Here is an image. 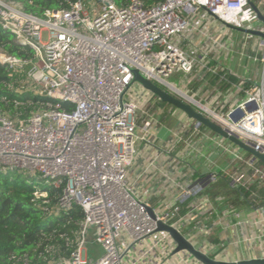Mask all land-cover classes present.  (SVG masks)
<instances>
[{
	"label": "built area",
	"instance_id": "2783aa9c",
	"mask_svg": "<svg viewBox=\"0 0 264 264\" xmlns=\"http://www.w3.org/2000/svg\"><path fill=\"white\" fill-rule=\"evenodd\" d=\"M252 2L264 15V0H163L151 7L143 0H130L127 5L119 0H97L90 8L84 0H76L43 15L26 11L21 2L0 0L2 29L35 54L19 57L0 50V63L19 82V86L9 84L10 88L19 94L50 98L36 104L31 97L13 99L16 108L36 105L26 117L0 104V170L17 169L39 179L32 181L33 202L38 205L43 198L41 206L48 214L57 216L75 207L84 213L74 237H66L69 255L47 246L43 257L47 264H203L187 251L174 253L176 242L168 232L157 231V223L180 230L187 217L210 205L204 182L183 187L174 205L154 208L131 179L158 125L157 117L145 110L155 95L134 80V71L163 85L264 154V37L251 32L264 34V22ZM208 17L227 31L228 40L221 45L226 52L233 46L232 28L241 29L248 33L246 39H253L250 45L241 38V51L251 49V56L262 64L259 78L243 88L245 96L227 112L201 103L185 87L168 81L178 71L189 75L195 70H224L221 56L214 57L209 50L193 55L182 46L192 24H203ZM1 102L7 105L10 101L3 97ZM188 131L182 124L170 147L182 142L190 147V139L184 137ZM233 145L223 146L240 163L229 175L231 183L235 187L264 186V165ZM171 151L169 147L156 149V157L143 158L142 169L147 174L157 170L169 178L157 162L170 157ZM216 179L217 175H211V181ZM51 188L61 189L53 205ZM188 199L191 204L181 217ZM90 233L103 250L96 259H90L87 250ZM21 261L31 264L28 258Z\"/></svg>",
	"mask_w": 264,
	"mask_h": 264
},
{
	"label": "crops",
	"instance_id": "0c3cea01",
	"mask_svg": "<svg viewBox=\"0 0 264 264\" xmlns=\"http://www.w3.org/2000/svg\"><path fill=\"white\" fill-rule=\"evenodd\" d=\"M211 22L213 24L215 21L208 17L203 24H192L188 39L183 41L182 46L193 55H202L209 50L212 56H221L219 63L224 66V70H195L189 75L184 73L181 86L201 103L223 107V111L227 112L245 96L243 88L248 87L251 80L259 78L262 64L251 56V49L243 53L240 46L234 51L231 48L226 52L221 45L228 40L227 31L216 23L207 30L206 26ZM251 60L256 63L252 64ZM230 77H235L236 80L232 81ZM159 100L157 96L154 97L153 103L161 114L158 113V125L151 131V146L144 149L145 153L130 175L139 193L152 207L161 208L174 205L183 187L188 188L199 180L203 181L204 195L209 197L210 205L198 210L190 219L187 217L180 226L181 232L197 247L221 260L239 261L264 257V204L256 206L240 203L237 195L223 182L224 174L230 175L240 167V163L223 147H234V143L203 125L198 128L196 120L182 110L176 111L175 106H162ZM182 124L189 129L184 137L190 139V147L184 142L170 147L172 138L180 131ZM168 147L172 148V155L160 157L157 166L167 171L169 178L157 170L147 174L142 169L143 158H154L156 149ZM214 174L217 179L211 181L210 177ZM234 187L230 182V188ZM191 200L188 199L183 204L187 211ZM186 213L180 216L184 217ZM199 225L205 230L201 231ZM157 254L158 251L154 253V258Z\"/></svg>",
	"mask_w": 264,
	"mask_h": 264
},
{
	"label": "trees",
	"instance_id": "16d2710c",
	"mask_svg": "<svg viewBox=\"0 0 264 264\" xmlns=\"http://www.w3.org/2000/svg\"><path fill=\"white\" fill-rule=\"evenodd\" d=\"M21 2L26 11L43 15L48 9H61L69 6L70 2L76 0H14ZM85 2L88 0H84ZM121 5H127L130 0H119ZM147 7L163 0H143ZM0 50L19 57L33 58L34 50L28 46L16 43L14 35L2 29L0 25ZM218 77V76H217ZM235 81V77H230ZM9 84L19 86L17 76L9 68L0 63V104L12 114L20 111L26 117L36 107L37 101L47 102L50 98L44 96H33L32 93L19 94L10 88ZM160 85V84H159ZM166 89L163 85H161ZM6 97L9 103L1 102ZM31 97L35 104L30 106L15 107L13 99H26ZM156 97V96H155ZM162 106L174 107L171 104L159 100ZM205 127V126H204ZM264 165L262 161L258 162ZM228 175V176H227ZM224 174L223 182L233 193L240 203L262 205L264 204V186L256 184L230 188L231 178ZM32 177L26 176L20 170H0V264H23L21 261L28 258L31 264H47L44 255L47 254L45 247L53 246L54 250L61 254L69 255L70 248L66 237L73 238L74 232L79 228V221L84 213L79 207L59 215L48 214L41 205L33 202L35 186ZM35 181V180H34ZM61 189H49L50 205L56 202V197ZM186 207L180 211L185 214ZM53 252V251H52ZM16 256V259L12 258Z\"/></svg>",
	"mask_w": 264,
	"mask_h": 264
},
{
	"label": "water",
	"instance_id": "95a60500",
	"mask_svg": "<svg viewBox=\"0 0 264 264\" xmlns=\"http://www.w3.org/2000/svg\"><path fill=\"white\" fill-rule=\"evenodd\" d=\"M251 4L257 11L259 18L264 22V15L262 14V12L259 10V8L256 6L254 2H252ZM251 32L264 37V34L258 31H251ZM134 74H135L134 80L141 83L146 89L150 90L161 101L179 108L184 113H186L190 118L196 120L198 125H203L211 129L213 132L219 134L220 136L229 139L230 141H232L242 149L253 154L254 158H257L264 163V154L262 152L257 151L250 145L241 141L237 136L231 135L221 125L212 121L209 117L205 116L203 112L197 110L192 104L174 96L169 91L164 89L161 85L153 82L152 80L147 79L138 70H135ZM149 212L152 215V217L156 219L155 212L152 208H149ZM157 231H166L171 235L173 240L176 242V249L174 253L187 251L193 257L201 261L203 264H264V257L245 259L239 261H225L218 259L216 257H211L203 250L197 248L178 228L162 221H158Z\"/></svg>",
	"mask_w": 264,
	"mask_h": 264
},
{
	"label": "rangeland",
	"instance_id": "374dc122",
	"mask_svg": "<svg viewBox=\"0 0 264 264\" xmlns=\"http://www.w3.org/2000/svg\"><path fill=\"white\" fill-rule=\"evenodd\" d=\"M96 1L97 0H88V1H86V4H87L88 8H90L92 4L96 3ZM258 24L259 23H255L254 26L257 27ZM232 31H233V46H232V50L234 51L238 47L241 46L239 40L241 38L243 40L246 39V33L247 32L244 31V30H241V29H237V28H232ZM246 41H248L250 45L253 43V39H248L247 38ZM252 62H253L252 64H255L256 63V62H254V60ZM184 76H185L184 72L178 71V72H175L172 76H170L168 78V81L170 83H173V84H175V85H177V86L180 87L182 85V80H183ZM175 109H176V111H181L177 107ZM145 110L148 111V113L151 114V115H153L154 117H157V115H156L157 112H158L157 106L154 103L152 104V101H151V103L148 102V105H146ZM32 180L34 181V180H39V179L32 178ZM38 183H40V181ZM87 250H88L89 258L90 259H96V258H98L102 254V252H103L102 246L99 245V244H97V243H95L93 241V235H92V233H90L89 238H88Z\"/></svg>",
	"mask_w": 264,
	"mask_h": 264
}]
</instances>
